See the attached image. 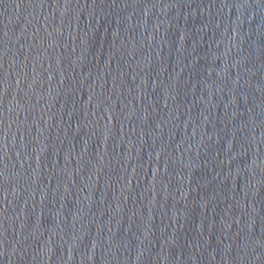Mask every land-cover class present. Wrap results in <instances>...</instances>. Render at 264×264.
<instances>
[{
	"label": "water",
	"instance_id": "obj_1",
	"mask_svg": "<svg viewBox=\"0 0 264 264\" xmlns=\"http://www.w3.org/2000/svg\"><path fill=\"white\" fill-rule=\"evenodd\" d=\"M0 264H264V0H0Z\"/></svg>",
	"mask_w": 264,
	"mask_h": 264
}]
</instances>
